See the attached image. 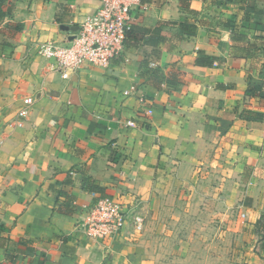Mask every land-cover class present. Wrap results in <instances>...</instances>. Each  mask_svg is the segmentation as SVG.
Segmentation results:
<instances>
[{
    "label": "crops",
    "instance_id": "crops-1",
    "mask_svg": "<svg viewBox=\"0 0 264 264\" xmlns=\"http://www.w3.org/2000/svg\"><path fill=\"white\" fill-rule=\"evenodd\" d=\"M99 5L2 4L0 264H119L127 254L150 263L143 237L131 232L104 245L86 237L79 223L94 194L121 197L148 216L166 193L225 192L219 216L244 214L245 233L256 237L264 213V0H141L122 54L64 77L38 48L67 44L69 27ZM26 96L34 101L14 127ZM83 173L102 192L82 189ZM259 233L248 264H264Z\"/></svg>",
    "mask_w": 264,
    "mask_h": 264
},
{
    "label": "rangeland",
    "instance_id": "rangeland-1",
    "mask_svg": "<svg viewBox=\"0 0 264 264\" xmlns=\"http://www.w3.org/2000/svg\"><path fill=\"white\" fill-rule=\"evenodd\" d=\"M218 194L225 192L189 190L183 198L179 191L166 193L158 208L143 214V230L129 238L143 237L145 258L151 261L145 264H248V251L259 254L262 234L245 233L248 218L236 210L221 218ZM119 264L137 263L127 254Z\"/></svg>",
    "mask_w": 264,
    "mask_h": 264
},
{
    "label": "built area",
    "instance_id": "built-area-1",
    "mask_svg": "<svg viewBox=\"0 0 264 264\" xmlns=\"http://www.w3.org/2000/svg\"><path fill=\"white\" fill-rule=\"evenodd\" d=\"M140 6L141 0H100L99 7L83 18L67 44L43 42L38 52L52 60V67L64 77L68 71H75L83 65L106 68L122 54L124 41L132 31V10ZM127 93L128 91H124V94ZM33 101L32 96L23 98L22 107L13 122L14 127L22 126ZM124 124L129 127L136 126L132 119L126 120ZM94 195L95 201L79 223L86 237L104 245L123 232H131L129 235L141 233L144 217L137 207L124 203L121 197Z\"/></svg>",
    "mask_w": 264,
    "mask_h": 264
},
{
    "label": "trees",
    "instance_id": "trees-1",
    "mask_svg": "<svg viewBox=\"0 0 264 264\" xmlns=\"http://www.w3.org/2000/svg\"><path fill=\"white\" fill-rule=\"evenodd\" d=\"M229 1H234V2H239V1H243V0H229ZM4 3V0H0V18L4 16V10L2 9V4ZM131 33V31L128 33V35ZM127 35V36H128ZM242 114V113H241ZM244 114V112H243ZM245 115L247 116H254V115H259V116H263V114L261 113H255V112H252V111H247L245 112ZM81 188L84 189V190H89L91 192H102L101 188L98 187V185H95L91 179L86 176L84 173H83V178H82V182H81ZM103 194V193H101ZM65 210L70 212L72 210V204H71V201H72V196L71 195H68L66 194L65 195ZM264 230V213H261L259 216H258V219L255 223V228H254V231L255 232H260Z\"/></svg>",
    "mask_w": 264,
    "mask_h": 264
},
{
    "label": "water",
    "instance_id": "water-1",
    "mask_svg": "<svg viewBox=\"0 0 264 264\" xmlns=\"http://www.w3.org/2000/svg\"><path fill=\"white\" fill-rule=\"evenodd\" d=\"M78 29V26L77 25H74V26H71L69 27L68 29V33H69V36H68V40H71L72 37H73V33ZM107 255V254H106ZM111 257V255H110Z\"/></svg>",
    "mask_w": 264,
    "mask_h": 264
}]
</instances>
